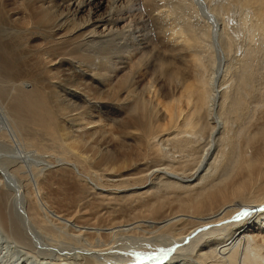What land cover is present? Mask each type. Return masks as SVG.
I'll return each instance as SVG.
<instances>
[{
    "label": "bare ground",
    "instance_id": "6f19581e",
    "mask_svg": "<svg viewBox=\"0 0 264 264\" xmlns=\"http://www.w3.org/2000/svg\"><path fill=\"white\" fill-rule=\"evenodd\" d=\"M214 1L0 0V264H264V0Z\"/></svg>",
    "mask_w": 264,
    "mask_h": 264
},
{
    "label": "rangeland",
    "instance_id": "374dc122",
    "mask_svg": "<svg viewBox=\"0 0 264 264\" xmlns=\"http://www.w3.org/2000/svg\"><path fill=\"white\" fill-rule=\"evenodd\" d=\"M216 1V0H215ZM214 1V2H215ZM232 8V7H231ZM104 9L105 8H101L100 10H99V12L101 13V12H103L104 11ZM186 12H189L188 10H186ZM235 17H234V16ZM84 16V13L82 12V13H80L79 14V18H81V17H83ZM232 18L230 19V20H233L232 22H234L236 19H237V14H232V16H231ZM236 18V19H235ZM231 23V22H230ZM96 70H98V69H96ZM109 113V112H108ZM104 122H106V121H104ZM15 142V141H14ZM13 142V143H14ZM16 144V143H15ZM16 146H19V145H17L16 144ZM19 148H20V146H19ZM36 153V152H35ZM39 153V152H38ZM48 153V154H47ZM45 155H49V153L51 154V152H47ZM37 154V153H36ZM36 154H33V155H35V156H33V162L32 161H27V162H25V164H24V166H26V167H24V169H25V173L27 174V172H28V177H31V166L33 165V164H36L35 162L37 161L38 162V159H35L34 160V158H39V156H36ZM39 155V154H38ZM30 163V165H29V163ZM28 163V164H27ZM31 163H33V164H31ZM37 167H38V165H37ZM27 169V170H26ZM137 169H130V170H128L127 172H125V173H127V174H132V173H135V172H137L136 171ZM33 181V180H32ZM4 242H3V245L4 246H7L8 247V251H9V254H8V256L9 257H11V256H13L12 257V259H10L9 258V260H10V262L12 263V264H16V262H15V260H16V258H17V256H18V253H20V251H18V250H14V249H16L17 248V246H15V244H13V243H10V242H8V241H5V240H3ZM9 243V244H8ZM35 243V242H34ZM36 245H37V248H40V249H47V250H44V251H53V252H55V253H58V251L57 250H55V249H53V248H50V247H48L47 245H45V244H43V245H45L47 248H44L42 245H40L39 243H35ZM12 248H13V250H12ZM19 248H22V247H19ZM24 249V248H23ZM50 249H52V250H50ZM26 249H24V251H25ZM43 250H36V252H30L29 254H25V253H22L21 252V256H22V258L20 259L21 261H19V264L21 263V264H50V262H48V259H50V260H52V259H54L55 258V255H51V256H49V258H47V257H45V256H43L42 255V253H41V251H43ZM12 251V252H11ZM26 251H29V250H26ZM39 251V253H37ZM74 252V251H73ZM73 252H71V253H73ZM17 253V254H16ZM62 253H65V252H62ZM117 254V253H116ZM31 255H33V256H31ZM36 255V256H35ZM15 256V257H14ZM43 257H45V259L43 258ZM135 257V258H134ZM145 257H146V255H145ZM24 258V259H23ZM125 258H127L128 259V261H130L131 259V261H133V262H135V263H140V261H142V262H144V261H146V259H147V257L144 259H142L141 260V258L142 257H140V258H136V256H130V255H126V257ZM115 259H119V257H117V256H115ZM43 260V261H42ZM9 262V261H8ZM25 262V263H24ZM44 262V263H43ZM130 262H128L127 264H129ZM4 264H6V263H4ZM8 264V263H7Z\"/></svg>",
    "mask_w": 264,
    "mask_h": 264
}]
</instances>
